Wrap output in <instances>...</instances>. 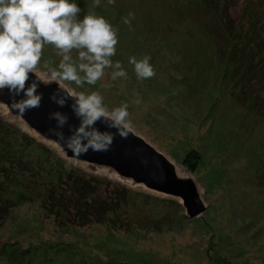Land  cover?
Here are the masks:
<instances>
[{
    "label": "rangeland",
    "instance_id": "rangeland-1",
    "mask_svg": "<svg viewBox=\"0 0 264 264\" xmlns=\"http://www.w3.org/2000/svg\"><path fill=\"white\" fill-rule=\"evenodd\" d=\"M199 2L0 0V62L42 71L124 122L189 174L204 204L189 218L176 198L149 197L108 171L65 163L51 144L43 143L52 154L15 138L42 175L56 156L77 177L134 190L125 210L84 222L56 210L22 174L27 194L0 193V250L13 244L7 258L40 248L46 264H264V120L226 93L213 43L186 16L196 21ZM232 4L236 25L241 2ZM199 18L214 25L209 8ZM0 118L21 127L1 106Z\"/></svg>",
    "mask_w": 264,
    "mask_h": 264
},
{
    "label": "water",
    "instance_id": "water-1",
    "mask_svg": "<svg viewBox=\"0 0 264 264\" xmlns=\"http://www.w3.org/2000/svg\"><path fill=\"white\" fill-rule=\"evenodd\" d=\"M0 106L20 124L18 128L39 143L54 146L64 161L108 171L155 196L176 198L189 218L204 208L194 180L180 172L176 162L42 71L10 60L0 62Z\"/></svg>",
    "mask_w": 264,
    "mask_h": 264
},
{
    "label": "trees",
    "instance_id": "trees-1",
    "mask_svg": "<svg viewBox=\"0 0 264 264\" xmlns=\"http://www.w3.org/2000/svg\"><path fill=\"white\" fill-rule=\"evenodd\" d=\"M233 1L235 2V0H200V6L197 8H200V12L201 8H209L214 25L202 24L199 18L200 12L196 21L189 14L186 16L190 19L189 23L213 43L216 61L218 65L223 66L224 82L222 83H224V89H227L226 93H230L233 102L243 106L250 116L254 115L264 120V0H239L241 7L236 25H233L234 20L230 15ZM180 11L182 12L181 9ZM231 21H233L232 24ZM19 137H23L28 146L32 144L44 146L24 130L0 118V193L7 195V191L10 190L13 193L20 191L22 195L27 194L21 181V175L25 174L29 177L31 174L29 181L32 182L29 184H33L38 193L39 191L45 193L47 200L56 210L66 213L74 211V214L76 213L75 215H78L84 222L106 218L117 208L126 209L125 205L129 203L128 197L134 189L106 178L94 180L91 177L95 181L93 183L88 179L77 177L72 174L75 171L72 165V170H65L61 163L63 160L58 159L56 153L58 158L55 156L56 163L52 164L54 171L42 175L36 168L37 165L32 163L30 152L26 151L22 154L17 152L18 147L14 148L15 138ZM44 147L42 149L46 150ZM47 149L49 151H46L52 154V151ZM189 151L186 152L185 157L192 159L194 156ZM36 172L39 178L36 177ZM145 194L150 195L149 197L155 196L146 192ZM177 203L176 201L175 207H181ZM168 218L170 216L164 219ZM149 221L158 224V221L152 217H149ZM12 245L6 243L4 249L0 250V261L8 259L7 262L12 260L10 264H29L37 257L40 264H46L44 261L46 254H38L41 252L40 248L35 252L17 250L14 258H7L6 255L9 254L7 251H10ZM45 251L47 254L50 253L49 249L44 248L42 252ZM76 259L79 263V259ZM89 261L84 260L83 264H89ZM77 262L72 260L69 264Z\"/></svg>",
    "mask_w": 264,
    "mask_h": 264
},
{
    "label": "bare ground",
    "instance_id": "bare-ground-1",
    "mask_svg": "<svg viewBox=\"0 0 264 264\" xmlns=\"http://www.w3.org/2000/svg\"><path fill=\"white\" fill-rule=\"evenodd\" d=\"M178 166V165H177ZM178 168H179V166H178ZM180 171V170H179ZM180 172H182V171H180ZM186 173V172H185ZM187 175H189L188 173H186Z\"/></svg>",
    "mask_w": 264,
    "mask_h": 264
}]
</instances>
